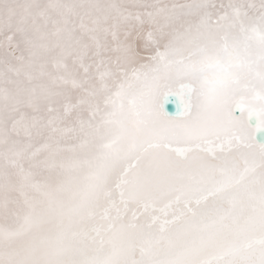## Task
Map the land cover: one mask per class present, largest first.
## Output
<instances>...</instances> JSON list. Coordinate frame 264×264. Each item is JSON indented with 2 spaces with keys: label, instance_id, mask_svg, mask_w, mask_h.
Returning a JSON list of instances; mask_svg holds the SVG:
<instances>
[{
  "label": "snow or ice",
  "instance_id": "6c2138e0",
  "mask_svg": "<svg viewBox=\"0 0 264 264\" xmlns=\"http://www.w3.org/2000/svg\"><path fill=\"white\" fill-rule=\"evenodd\" d=\"M258 129L264 0H0V264H264Z\"/></svg>",
  "mask_w": 264,
  "mask_h": 264
},
{
  "label": "clouds",
  "instance_id": "9594fccd",
  "mask_svg": "<svg viewBox=\"0 0 264 264\" xmlns=\"http://www.w3.org/2000/svg\"><path fill=\"white\" fill-rule=\"evenodd\" d=\"M203 103H204L205 113L208 115L206 116L205 114L198 112L194 115L193 117L194 120L203 121L206 118L209 120L215 119L217 121V124H216L217 127H229V125H226L223 123V121L225 120V117L221 113L216 111V106L218 104V98L206 97ZM213 113L214 115H212Z\"/></svg>",
  "mask_w": 264,
  "mask_h": 264
},
{
  "label": "bare ground",
  "instance_id": "6f19581e",
  "mask_svg": "<svg viewBox=\"0 0 264 264\" xmlns=\"http://www.w3.org/2000/svg\"><path fill=\"white\" fill-rule=\"evenodd\" d=\"M173 101L174 103V109L172 111H167L166 109V112L168 113L169 116H172V117H176L178 116L181 112H182V105H181V102L179 100V98L175 95H172V96H169L166 101ZM165 101V102H166ZM165 107V105H164ZM236 115H241L239 109H237L236 111ZM259 123V118L256 117L255 115H253L252 117L249 118V124L252 126V127H256L257 124ZM263 129H258L257 131V140L259 142H264V134H263Z\"/></svg>",
  "mask_w": 264,
  "mask_h": 264
},
{
  "label": "water",
  "instance_id": "95a60500",
  "mask_svg": "<svg viewBox=\"0 0 264 264\" xmlns=\"http://www.w3.org/2000/svg\"><path fill=\"white\" fill-rule=\"evenodd\" d=\"M165 109L167 111H172L174 109V103H173V101H170V100L166 101L165 102ZM262 131H263V134H264V129Z\"/></svg>",
  "mask_w": 264,
  "mask_h": 264
}]
</instances>
